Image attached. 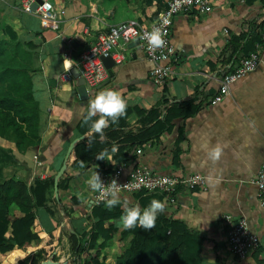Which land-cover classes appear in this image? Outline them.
Wrapping results in <instances>:
<instances>
[{"label": "crops", "instance_id": "1", "mask_svg": "<svg viewBox=\"0 0 264 264\" xmlns=\"http://www.w3.org/2000/svg\"><path fill=\"white\" fill-rule=\"evenodd\" d=\"M57 2L65 8L66 19L53 26L38 16L23 13L20 0L18 8L15 0H0V41L8 39L2 28H11L24 50L34 54V63L29 61L25 64L34 83L41 85L37 88L33 84L41 115L40 143L24 154L11 150L29 169L24 182L29 184L35 177L47 179L59 170L69 144L77 137V123L87 112L89 101L100 91L116 90L127 101L128 107L146 111L160 106L163 101H190L198 107V113L193 117L175 119L172 133L163 134L143 148L130 151L122 178L137 167L180 177L204 176V189L178 188L175 204L165 201L167 214L181 220L201 238V264H264V204L257 197L255 184L264 161V53L254 71L233 82L230 93L221 101L214 102L221 78L234 71L242 58L241 53L237 54L240 47L245 43L254 47L259 41L258 25L264 20V0H215L207 14L194 11L176 16L170 35L176 55L170 62L172 74L163 87L150 80L152 64L145 52L131 43L125 60L112 68L107 81L89 92V99L83 104L76 93L74 80H61L68 66L64 59L78 60L80 54L112 25L140 19L142 24H150L155 3L151 8L141 9L132 4L126 9L115 10L102 6L100 2ZM67 2L71 4L67 5ZM38 94H42L43 104L39 102ZM141 127L137 121L128 125L124 132H136ZM181 128L184 139L176 145ZM3 143L11 149L10 143ZM205 144L209 147L216 144L224 146V154L217 163L213 164L208 159ZM176 146L179 155L178 162L174 164ZM109 155L112 160L109 162L106 157L104 166L114 164V153ZM95 171L96 164L92 169L82 170L79 176L90 173L91 177ZM46 195L47 206L50 207L54 196ZM119 199L130 203L132 197L120 195ZM87 201L88 207L90 198ZM68 203L70 200L66 205ZM226 215L246 219L251 232L259 239L257 251L244 259H238L229 252ZM37 219L35 229L41 233L42 240L25 249L32 254L50 244L56 247L50 251V256L52 253L61 254V246L57 242L62 243L64 238L57 235L64 224L57 227L45 209L37 211ZM12 251L16 253L18 250Z\"/></svg>", "mask_w": 264, "mask_h": 264}, {"label": "trees", "instance_id": "2", "mask_svg": "<svg viewBox=\"0 0 264 264\" xmlns=\"http://www.w3.org/2000/svg\"><path fill=\"white\" fill-rule=\"evenodd\" d=\"M73 1L100 2L102 6L112 7L115 10L126 9L132 4L138 5L141 9L151 8L155 3V11L151 14L153 20L166 7L167 2V0ZM263 26L264 20L258 25L259 30ZM2 32L8 39L0 41V139L10 143L11 150L24 154L29 148H35L40 143V107L34 97V85L25 64L28 58H25L26 51L23 45L18 41L17 35L11 28L6 27L2 29ZM252 50L253 47L245 43L237 54L241 53L243 58ZM86 113L83 114L75 127L76 136L84 137L76 144L67 160L66 171L62 179L59 180V190L61 188L65 190L66 183L73 176L95 164L100 175L103 172H113L119 165L129 161L130 151L143 148L149 142L158 140L163 134L172 133L174 120L195 116L198 113V107L190 101L180 103L163 101L160 106L147 111L127 106L126 114L119 119L118 123L112 124L110 121L109 127L104 129V139H101L99 134L93 135L90 148L86 134L91 121L87 124L84 123ZM98 118L93 117V120ZM137 121L142 124L141 128L136 132H124L128 125ZM183 139L184 131L181 128L178 130L176 145ZM113 145L118 146V151L113 155L114 164L104 166L103 161L97 160L95 157L104 149L111 153ZM176 147L174 164L178 162L179 155L178 146ZM81 161L85 162L84 167H80ZM55 174L47 179L34 178L29 184L16 178L0 179V257H6L15 248L23 249L27 246H36L40 242L41 233L35 229L38 224L37 211L45 209L51 217L54 216V212L47 206L46 194L50 187L53 188ZM65 178L66 182L63 180ZM89 190L90 192L92 190L90 186ZM192 190H198V188ZM128 195L132 197L130 203L128 201L120 202L112 210H108L106 203L99 206L91 205L88 209V220L91 221L88 230L85 229L79 233L71 226L70 230L73 233L69 234L68 239L73 264H108L110 260L104 254L105 248L112 242H125L127 239H129L127 248L115 260L114 264L202 263L201 238L181 220L167 214L166 208L163 214L157 216L155 227L151 230L146 231L139 227L125 230L118 226L117 222L123 214L125 206L131 207L139 204L143 209L149 205L152 199L166 201L164 194L159 193L140 191ZM54 202L61 205V202L56 199ZM71 202L74 204L72 211L81 206L76 198H72ZM64 207L62 205L63 210H65ZM44 252L42 246L35 254H30L18 264H40L39 257ZM0 264H2L1 260Z\"/></svg>", "mask_w": 264, "mask_h": 264}, {"label": "built area", "instance_id": "3", "mask_svg": "<svg viewBox=\"0 0 264 264\" xmlns=\"http://www.w3.org/2000/svg\"><path fill=\"white\" fill-rule=\"evenodd\" d=\"M214 1L167 0L166 7L158 13L150 24H142L137 20H127L110 26L108 31L99 35L97 41L85 49L78 58L76 67L80 71V76L84 80L88 93L95 91L108 80V72L102 58L110 57L115 65L122 63L131 43L142 49L152 64L149 72L150 80L156 86L163 87L172 74L170 62L176 55V49L170 37L174 18L194 11L207 14L211 11ZM34 5H36L35 9H33ZM20 10L25 14L38 16L46 24L53 26H58L66 19V10L57 0H20ZM155 28L166 33L163 36L166 43L163 47L154 49L149 45L146 34ZM263 53L264 26L260 30L259 41L254 45L253 50L239 60L234 71L221 78L219 93L214 102L221 101L230 93V86L233 82L254 71L259 66ZM72 67V64L67 66L62 73L61 80L63 82L73 80L70 73ZM137 153H140V150H137ZM125 164L119 165L113 172H103L100 175L105 187H108L113 179L117 181L119 195L135 194L140 191L159 193L164 194L168 204L174 205L178 188L187 190L198 188L201 190L205 187L206 178L200 174L180 177L174 174H160L146 167H137L129 171L125 178H122ZM255 184L258 191L257 197L261 204H264V161L257 172ZM107 198L109 197L103 191L91 190L90 192L92 205L99 206L105 203ZM224 221L228 229L227 243L231 254L238 259H244L258 248L259 239L251 232L246 219H234L232 216L226 215Z\"/></svg>", "mask_w": 264, "mask_h": 264}, {"label": "clouds", "instance_id": "4", "mask_svg": "<svg viewBox=\"0 0 264 264\" xmlns=\"http://www.w3.org/2000/svg\"><path fill=\"white\" fill-rule=\"evenodd\" d=\"M163 33L159 28L153 29L152 32L147 33L146 37L149 45L152 48H161L165 45V40ZM64 62L66 65L70 66L73 61L65 58ZM127 101L122 97V95L112 89H106L100 91L96 96L89 101L87 113L84 117V123L91 121L89 131L86 136L89 140L88 147H91L92 137L94 134H99L101 139H104V129L109 127V122L112 124L118 123L119 119L126 114ZM93 117H99L93 120ZM208 159L213 163H217L222 155L224 154V146L216 144L215 146L209 147L207 144L204 145ZM118 151V146L113 145L111 148L112 153ZM107 157L108 161L111 162L112 156L109 155L107 149H104L96 155L97 160L105 161ZM85 162H80V167H84ZM88 185L93 191H103L105 195L109 198L106 199V207L108 210H112L115 206L120 204L118 187L119 184L115 179L112 180L108 187H105L104 182L98 171H95L93 175L87 181ZM166 204L165 202L157 199H152L149 205L141 209L139 204L128 207L125 206L123 214L120 216L118 226L123 229H133L136 227L142 228L144 230H151L155 227L157 216L165 212Z\"/></svg>", "mask_w": 264, "mask_h": 264}, {"label": "rangeland", "instance_id": "5", "mask_svg": "<svg viewBox=\"0 0 264 264\" xmlns=\"http://www.w3.org/2000/svg\"><path fill=\"white\" fill-rule=\"evenodd\" d=\"M67 1V0H65ZM15 7L18 6V0H15ZM71 4L70 2H67V5ZM20 14V13H19ZM120 16H122V13H120ZM3 29V28H2ZM3 33V32H2ZM25 58H28L29 61H32L34 63V54L32 52H26ZM29 64V63H28ZM32 66V65H30ZM32 77V76H31ZM33 84L36 85L37 88H40V84L37 82L34 83V80L32 78ZM42 94H38V100L41 104H43V100L41 99ZM2 141H0V179H9V178H16L17 180L23 181L26 179V176L28 175V168L27 165H22V161L20 157H17L16 152L11 151V149H8L10 146L8 144H1ZM9 157V158H7ZM13 162V163H10ZM15 162V163H14ZM37 167H40V164H37ZM61 167V166H60ZM92 169V167H91ZM34 171V169H33ZM36 171V170H35ZM82 172V171H81ZM80 172V173H81ZM80 173H77V175L73 176L67 183V187L65 190L61 188L58 189V201L61 202V205H58L54 202V198L50 200L53 212L55 215L51 217L55 222V225L60 226V223H63V227L60 228L59 234L57 236H63L64 240L61 242H57L61 246V254H54L52 253L50 256V251L55 249L56 247L50 246V244L46 245V249H44V253L39 257L40 263L45 262L46 260H50L52 263H59V264H67V262L72 263V253L70 249V242H69V234L71 233V226L75 228L76 231L83 232L89 229L91 221L88 220V212L89 208L87 207V200L90 198V190L89 185L87 181L90 178V173L86 175H80ZM54 175V174H53ZM79 176V177H77ZM33 178V175L31 176ZM63 177V176H62ZM62 177L60 179H62ZM64 182H66V178L63 179ZM63 182V184H64ZM53 193V194H52ZM63 193H66V196H64ZM48 195L54 196V189L50 187V190L48 192ZM72 198H76L81 203V206L77 207L75 210L72 211V208L74 204L71 202ZM70 200V203L66 205V201ZM57 201V200H56ZM62 205L65 206L63 210ZM79 211V212H78ZM40 212V211H39ZM38 212V213H39ZM67 212V213H65ZM62 213V214H61ZM67 218V220H66ZM42 240V238H40ZM127 239L125 242H119V243H110L104 250V254L109 257V263L108 264H114L115 260L123 253V251L128 246ZM64 242V243H63ZM24 249V250H23ZM23 249H17L18 251L14 253L8 254L6 257H4L1 262L2 264H18L20 261L24 260L27 256H29L28 250L25 248ZM15 250V249H14ZM37 251L33 252L35 254ZM49 253V257L47 254ZM13 254V255H12ZM55 257V258H53ZM15 258V259H14ZM13 259V260H12ZM12 260V262H11ZM65 261V262H64ZM11 262V263H10ZM81 264V263H79Z\"/></svg>", "mask_w": 264, "mask_h": 264}, {"label": "water", "instance_id": "6", "mask_svg": "<svg viewBox=\"0 0 264 264\" xmlns=\"http://www.w3.org/2000/svg\"><path fill=\"white\" fill-rule=\"evenodd\" d=\"M36 8V5L33 6V9ZM102 61L105 65V68L107 69V72L109 75H111L112 73V68L115 66L114 62L112 61V59L110 57H105L102 58ZM78 60L73 61L72 65L73 67L70 70L72 79L74 80V84H75V88H76V93L81 101V103L83 104V102L87 101L89 99V93L86 89V86L84 84V80L82 79V77L80 76V71L78 70V68L76 67ZM84 136L75 138L68 146L66 153H65V157L64 160L62 162L61 167L59 168V170L57 171V173L55 174L54 178H53V189H54V199H56L58 201V184H59V180L60 178L64 175L66 168H67V160L70 157L72 151L74 150L76 144L83 138ZM38 178V177H35ZM91 203L88 205V208L91 207ZM71 233H73V231L71 230ZM55 254V253H54ZM40 264H59V263H52L50 260H46L45 262H42Z\"/></svg>", "mask_w": 264, "mask_h": 264}, {"label": "flooded vegetation", "instance_id": "7", "mask_svg": "<svg viewBox=\"0 0 264 264\" xmlns=\"http://www.w3.org/2000/svg\"><path fill=\"white\" fill-rule=\"evenodd\" d=\"M64 262H65V261H64ZM67 264H71V263L67 262Z\"/></svg>", "mask_w": 264, "mask_h": 264}]
</instances>
